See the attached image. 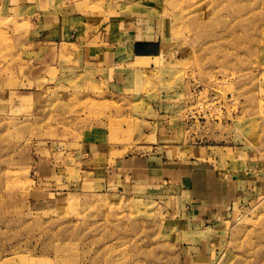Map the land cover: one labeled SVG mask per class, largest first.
Listing matches in <instances>:
<instances>
[{
	"label": "rangeland",
	"instance_id": "374dc122",
	"mask_svg": "<svg viewBox=\"0 0 264 264\" xmlns=\"http://www.w3.org/2000/svg\"><path fill=\"white\" fill-rule=\"evenodd\" d=\"M77 1L141 11L162 51L119 86L68 60L40 73L38 36L0 0V264H184L171 193L106 176L150 152L191 169L249 159L260 188L225 217L220 255L264 264V0Z\"/></svg>",
	"mask_w": 264,
	"mask_h": 264
},
{
	"label": "crops",
	"instance_id": "0c3cea01",
	"mask_svg": "<svg viewBox=\"0 0 264 264\" xmlns=\"http://www.w3.org/2000/svg\"><path fill=\"white\" fill-rule=\"evenodd\" d=\"M7 1L20 10L19 17L38 36L40 51L33 68L38 67L40 73L68 60L119 86L126 82L128 68L137 57H156L162 51L159 39L144 25L141 11H124L107 18L82 11L77 0ZM166 106L160 111L169 113L175 107L173 103ZM233 158H220L214 165L204 161L191 169L184 161H168L150 152L117 158L105 172L110 183L118 182L124 191L162 188L171 193L169 208L183 214L187 227L182 246L184 264H224L220 246L225 217L246 209L261 184L249 159Z\"/></svg>",
	"mask_w": 264,
	"mask_h": 264
},
{
	"label": "bare ground",
	"instance_id": "6f19581e",
	"mask_svg": "<svg viewBox=\"0 0 264 264\" xmlns=\"http://www.w3.org/2000/svg\"><path fill=\"white\" fill-rule=\"evenodd\" d=\"M196 13H197V12H196ZM14 189H15V188H14ZM14 189H13V190H14ZM106 245H108V244H106ZM103 247H104V246H103ZM105 247H107L106 249H108L109 246H105ZM103 249H104V248H103ZM101 250H102V249H101ZM108 253H109V252H108ZM123 259H124V258H123ZM123 259H122V260H123ZM122 260H121V261H122ZM124 260H125V259H124ZM124 260H123V261H124ZM117 262H120V261L118 260ZM120 263H121V262H120ZM120 263H119V264H120ZM135 263H136V262H135ZM111 264H112V263H111ZM130 264H132V263H130Z\"/></svg>",
	"mask_w": 264,
	"mask_h": 264
}]
</instances>
